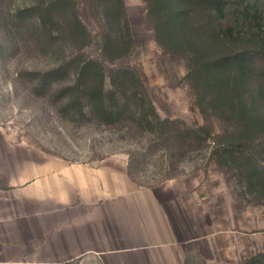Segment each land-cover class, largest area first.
Masks as SVG:
<instances>
[{
	"label": "rangeland",
	"instance_id": "rangeland-1",
	"mask_svg": "<svg viewBox=\"0 0 264 264\" xmlns=\"http://www.w3.org/2000/svg\"><path fill=\"white\" fill-rule=\"evenodd\" d=\"M37 1L0 0V213L19 208L2 188L10 162L122 158L139 185L154 190L168 207L178 203L185 210L192 241L202 238L192 242L188 264H244L252 255L264 253L263 185H251L243 171L224 163L217 152L218 142L231 130L230 122L221 120L219 113L201 110L188 75V54L159 40L149 1L75 0L87 35L77 32L64 15L47 25L33 8ZM208 17L203 9L197 10L195 27L205 25ZM230 20L235 18L224 21ZM126 24L131 49L112 59L110 42H119ZM233 48L242 51L245 45ZM221 50L215 48V53L221 55ZM81 58L103 64L108 89L112 70L134 69L160 117L174 122L157 132L142 131L129 120L105 124L85 99L83 114L75 101L76 90L69 88L79 82ZM258 69L251 82L255 94L251 101L264 115V73ZM199 126L204 128L190 133ZM259 148L264 181V144ZM18 226L22 223L16 222L14 229ZM42 244L23 242L22 231L12 232L11 225L0 222V264H100L86 254L75 256L71 247ZM110 264L136 263L124 259Z\"/></svg>",
	"mask_w": 264,
	"mask_h": 264
},
{
	"label": "trees",
	"instance_id": "trees-1",
	"mask_svg": "<svg viewBox=\"0 0 264 264\" xmlns=\"http://www.w3.org/2000/svg\"><path fill=\"white\" fill-rule=\"evenodd\" d=\"M148 1L156 17L159 40L166 47L188 54V75L197 89L201 110L204 114L209 110L219 113L221 120L230 122L231 130L229 128L218 142L217 152L224 157V163L243 171L251 185L264 188L258 155L259 147L264 144V137L261 138L264 115L255 106L254 99L251 101L255 95L251 82L257 77L258 63L262 65L258 70L264 73V0ZM33 8L47 25L56 24L57 16L64 15L77 32L87 35L75 0H38ZM199 9L209 17L205 25L195 27L194 14ZM230 16L235 20L224 21ZM216 19L219 21L215 22ZM207 43L212 50L207 48ZM237 43L244 44L245 49L235 51L233 46ZM110 46L112 59L130 51L132 37L127 24L119 42H110ZM215 48H221L222 54L217 55ZM78 62L79 82L69 88L76 90L75 101L83 114L85 99L92 114L105 124L129 120L142 131L157 132L174 122L160 117L134 69L112 70V89H108L106 70L100 61L81 58ZM203 128L199 126L189 131L194 133ZM244 264H264V253L252 255Z\"/></svg>",
	"mask_w": 264,
	"mask_h": 264
},
{
	"label": "crops",
	"instance_id": "crops-1",
	"mask_svg": "<svg viewBox=\"0 0 264 264\" xmlns=\"http://www.w3.org/2000/svg\"><path fill=\"white\" fill-rule=\"evenodd\" d=\"M4 173L5 196L19 208L0 213V222L22 231L23 242H55L100 264H188L192 242L202 240L192 241L183 207H168L139 185L122 158H25ZM16 222L22 227L14 229Z\"/></svg>",
	"mask_w": 264,
	"mask_h": 264
}]
</instances>
